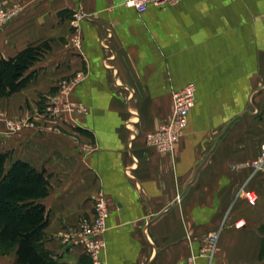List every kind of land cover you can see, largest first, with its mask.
Wrapping results in <instances>:
<instances>
[{"label": "crops", "instance_id": "1", "mask_svg": "<svg viewBox=\"0 0 264 264\" xmlns=\"http://www.w3.org/2000/svg\"><path fill=\"white\" fill-rule=\"evenodd\" d=\"M13 5L23 11L0 31V57L51 49L23 90L0 99L2 114L34 119L0 153L50 178L46 249L69 264L87 255L63 235L93 223L103 198L100 264H264V172L252 166L264 143V0H181L144 13L123 0H0ZM190 84L185 134L160 153L147 136Z\"/></svg>", "mask_w": 264, "mask_h": 264}, {"label": "trees", "instance_id": "2", "mask_svg": "<svg viewBox=\"0 0 264 264\" xmlns=\"http://www.w3.org/2000/svg\"><path fill=\"white\" fill-rule=\"evenodd\" d=\"M48 42L31 44L13 57H0V99L23 90L37 75L33 68L50 51ZM11 152L0 153V251H13L16 264H69L45 247L49 215L42 203L51 189L49 176ZM264 258V242L261 250ZM76 264H93L84 255Z\"/></svg>", "mask_w": 264, "mask_h": 264}, {"label": "built area", "instance_id": "3", "mask_svg": "<svg viewBox=\"0 0 264 264\" xmlns=\"http://www.w3.org/2000/svg\"><path fill=\"white\" fill-rule=\"evenodd\" d=\"M181 0H123L126 7L133 8L139 13H144L150 5L166 7L173 6ZM23 11L21 5H13L0 9V31L4 30L10 23L20 16ZM78 19L84 17L78 14ZM82 78L77 75L76 82ZM174 110L172 119L160 126V128L147 136V143L160 153H170L175 145L183 138L188 127L189 115L196 103V88L193 84L174 92ZM53 112L54 109L52 110ZM12 133L19 129L14 123H8ZM256 172H264V143L261 148L260 156L252 164ZM246 200L251 206H255L258 196L254 191H245ZM96 220L90 223L82 221L76 229H69L63 235V241L69 248L83 246L86 254L91 257L93 264H100V254L105 248L104 234L106 232V221L109 217V207L105 199L100 198L96 205ZM218 233H213L207 237V251L213 255L218 239Z\"/></svg>", "mask_w": 264, "mask_h": 264}, {"label": "rangeland", "instance_id": "4", "mask_svg": "<svg viewBox=\"0 0 264 264\" xmlns=\"http://www.w3.org/2000/svg\"><path fill=\"white\" fill-rule=\"evenodd\" d=\"M76 19H78V17H76ZM62 89V91H65L67 88H64L62 86V88H60V90ZM50 111L48 110V108L45 109V112ZM33 118H31L30 120L28 119H23L22 117H9L7 114H2L0 112V148L3 146L4 148H7V143L8 139L7 137H15L16 135H18L22 129L27 126L29 123L33 122ZM8 123H14L16 124V126L18 127V131L16 133H12L8 127ZM2 251H0V256H4L2 255ZM12 253H14L13 251L7 253V255H11ZM0 263H1V258H0Z\"/></svg>", "mask_w": 264, "mask_h": 264}]
</instances>
